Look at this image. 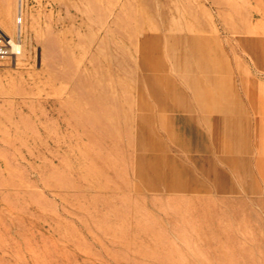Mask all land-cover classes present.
Returning <instances> with one entry per match:
<instances>
[{"label":"rangeland","instance_id":"374dc122","mask_svg":"<svg viewBox=\"0 0 264 264\" xmlns=\"http://www.w3.org/2000/svg\"><path fill=\"white\" fill-rule=\"evenodd\" d=\"M0 31V264H264V0H0Z\"/></svg>","mask_w":264,"mask_h":264},{"label":"bare ground","instance_id":"6f19581e","mask_svg":"<svg viewBox=\"0 0 264 264\" xmlns=\"http://www.w3.org/2000/svg\"><path fill=\"white\" fill-rule=\"evenodd\" d=\"M19 14H22V11H21V10H20ZM20 23H21V22H20ZM8 44L12 47V50H13L14 52L18 51L19 48H20V46H19L17 43L13 42V40H10V41L8 42Z\"/></svg>","mask_w":264,"mask_h":264},{"label":"built area","instance_id":"2783aa9c","mask_svg":"<svg viewBox=\"0 0 264 264\" xmlns=\"http://www.w3.org/2000/svg\"><path fill=\"white\" fill-rule=\"evenodd\" d=\"M5 53H6V50H4L3 47H0V55L5 54Z\"/></svg>","mask_w":264,"mask_h":264},{"label":"crops","instance_id":"0c3cea01","mask_svg":"<svg viewBox=\"0 0 264 264\" xmlns=\"http://www.w3.org/2000/svg\"><path fill=\"white\" fill-rule=\"evenodd\" d=\"M259 122H260V121H258V124H262V122H260V123H259ZM262 127H263V126L261 125V126H260V130L262 129ZM174 191H175V190H174ZM175 192H176V191H175Z\"/></svg>","mask_w":264,"mask_h":264},{"label":"water","instance_id":"95a60500","mask_svg":"<svg viewBox=\"0 0 264 264\" xmlns=\"http://www.w3.org/2000/svg\"><path fill=\"white\" fill-rule=\"evenodd\" d=\"M1 32V31H0ZM2 33V32H1Z\"/></svg>","mask_w":264,"mask_h":264}]
</instances>
